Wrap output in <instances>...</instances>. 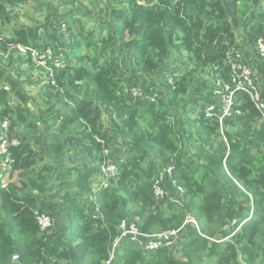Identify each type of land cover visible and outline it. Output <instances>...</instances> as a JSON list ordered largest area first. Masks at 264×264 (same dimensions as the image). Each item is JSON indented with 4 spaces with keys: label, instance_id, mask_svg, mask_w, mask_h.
<instances>
[{
    "label": "trees",
    "instance_id": "trees-1",
    "mask_svg": "<svg viewBox=\"0 0 264 264\" xmlns=\"http://www.w3.org/2000/svg\"><path fill=\"white\" fill-rule=\"evenodd\" d=\"M26 2L0 0L2 23ZM103 13L110 22L97 34L82 20L53 21L48 36L55 47L43 44L32 27L0 31V52L24 48L20 61L40 64L54 91L38 118L8 65L0 64V131L8 122V135L20 141L9 147L7 185L0 179V264H15L14 254L23 264H264V118L247 93H237L223 121L226 141L219 117L205 111L221 103L216 88H233L237 51L256 66L264 96L258 49L264 0H109ZM65 32H71L67 40ZM118 45L133 56L131 78L122 77L118 58L95 53ZM48 48L52 57H34ZM180 53L189 68L134 96L130 80L155 76ZM205 75L215 89L191 95ZM73 152L89 161L78 165ZM111 159L119 163L117 175L101 185V167ZM163 164L173 167L180 200L154 193ZM66 177L73 185L57 188L67 222L59 242L40 228L38 214L49 208L44 196L50 187ZM124 219L146 234L181 227L184 234L176 248L147 249L125 239L111 257Z\"/></svg>",
    "mask_w": 264,
    "mask_h": 264
},
{
    "label": "rangeland",
    "instance_id": "rangeland-1",
    "mask_svg": "<svg viewBox=\"0 0 264 264\" xmlns=\"http://www.w3.org/2000/svg\"><path fill=\"white\" fill-rule=\"evenodd\" d=\"M108 2L109 0H27L26 3L11 10V19L8 24H3L0 20V31L11 33L13 30L19 27H32L40 31L43 44H53L55 47L56 43L48 36L54 30L52 25L53 21L61 17L70 19L71 21L77 19L82 20L84 24H86L92 30H95L97 34L102 30V27L105 29V26L110 22L106 20L105 14L103 13L106 10V4ZM65 28L66 25L64 28H62V31H64ZM57 33L61 34L59 31H57ZM70 35L71 32H65V40H67ZM39 51H41V49H39ZM95 53L98 54L102 59H109L113 57L118 58L122 77L125 76L127 78H131L130 72L132 70L133 56L130 51H127L123 49L121 45H118L107 50L98 49L95 51ZM21 57L23 59L25 58L24 48L22 47L16 48L11 54H3L0 52V64L8 65L6 66L7 72L16 79L18 87L29 96V105L34 114L39 118L49 107L48 103L51 100L50 95H52L54 91L48 90L46 71L40 67V64L35 63L34 66L25 64L20 61ZM259 61L264 65V57L260 58ZM186 68H189L186 55L184 53L173 54L164 64L161 72L155 76L142 75L135 80H130L129 88L134 86L132 89L138 90L140 94L143 92L142 90H144L145 93L147 89L159 88V82L166 76L179 74ZM205 80L208 82L207 85L203 84ZM211 86V79H209L208 75H205L204 78L198 76L191 87L190 94L194 96H198L202 93L205 94L209 90H207V88H211V90L215 89L213 86ZM198 88H200V90H198ZM218 90L217 88L215 89L216 95L218 94ZM190 113L191 115L195 114L192 110ZM48 121L51 122L48 123H50L52 128H54L56 125L54 118L52 121L50 119H48ZM102 126L104 128L106 127V129L111 127L109 126V118L104 117ZM180 128L184 132H187L182 119H180ZM241 138L249 144H256L249 136H242ZM116 148L118 150L122 149V151L125 150L121 144L116 145ZM72 158L77 162L78 165L84 163V157H82V155L78 154L77 152L72 153ZM165 166L166 164L161 165V173L164 172ZM63 182H57L56 186L59 187L61 183H63L64 186L72 187L73 185L71 177H66ZM163 183L164 188L168 193L167 196L175 200L181 199L182 194L178 193L172 178L166 176ZM183 234L184 231L180 232L179 236L173 238L172 246H176V244L183 237ZM174 247L172 251L175 253L176 247Z\"/></svg>",
    "mask_w": 264,
    "mask_h": 264
},
{
    "label": "built area",
    "instance_id": "built-area-1",
    "mask_svg": "<svg viewBox=\"0 0 264 264\" xmlns=\"http://www.w3.org/2000/svg\"><path fill=\"white\" fill-rule=\"evenodd\" d=\"M259 56L260 58L264 57V41L259 40ZM34 57L37 59H44L53 56V50L48 48L46 51L36 50L33 53ZM241 52L237 51V61L233 65V73L231 75V81L233 84V88H231L230 84H225L226 93H222L221 90H218V93H221L222 100L220 104L212 103L209 104L205 111L207 116H218L220 125H221V134L224 136L227 141V137L225 135L223 121L225 118L229 117L233 113L234 104L236 102V95L239 92L247 93L251 100L254 102L256 108L261 112L264 118V96H263V88L262 82L260 80L258 70L256 66H251L244 62L243 58H241ZM218 85H222L219 81ZM134 96L140 95L138 90L133 89ZM8 122H4L2 125L3 130L0 131V155L3 157L2 168L0 171V179L3 186L7 185L8 173L10 170V146L19 145L20 141L17 137L10 138L8 135ZM106 153L109 154V150H106ZM118 162L116 160H109L104 163L101 167L103 184H105V180L114 177L117 175L118 171ZM173 167L171 165L165 166V170L163 173L160 172L159 177L155 180L154 183V193L157 198H164L168 195L166 189L164 188V179L165 177L172 178ZM165 175V176H164ZM174 182V181H173ZM175 184V182H174ZM176 185V184H175ZM179 194H182L183 190L181 187L176 185ZM98 189V187H96ZM187 221H193L188 219ZM186 221V222H187ZM38 222L40 228L43 231L50 232L52 230L54 220L51 211L46 210L40 212L38 214ZM119 236L116 238L114 245L111 251V257H113L115 248L125 239H131L135 242H138L140 245L144 246L147 249H157L162 246H172L173 238L179 236L180 232L183 231V227L175 230L163 231L155 234H146L143 233L138 225L134 222L129 221L128 219L122 220L119 226ZM12 260L15 264H23L20 260L19 254H14ZM102 264H109V261L103 262Z\"/></svg>",
    "mask_w": 264,
    "mask_h": 264
},
{
    "label": "crops",
    "instance_id": "crops-1",
    "mask_svg": "<svg viewBox=\"0 0 264 264\" xmlns=\"http://www.w3.org/2000/svg\"><path fill=\"white\" fill-rule=\"evenodd\" d=\"M85 157V156H84ZM84 162H88V158H83ZM3 158L0 155V171L2 168ZM64 183V182H63ZM61 183V184H63ZM57 186L54 183L50 187V191L44 196L45 201L48 203V210L51 211L53 215L54 224L52 230L48 233V238L54 241L63 242L65 238V229H66V218L64 215V210L62 204L57 199Z\"/></svg>",
    "mask_w": 264,
    "mask_h": 264
}]
</instances>
